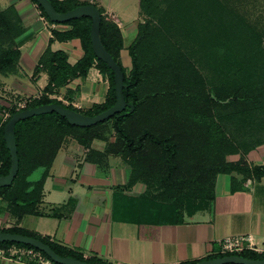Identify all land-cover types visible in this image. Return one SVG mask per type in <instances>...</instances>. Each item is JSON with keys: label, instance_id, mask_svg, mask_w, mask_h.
Returning <instances> with one entry per match:
<instances>
[{"label": "trees", "instance_id": "16d2710c", "mask_svg": "<svg viewBox=\"0 0 264 264\" xmlns=\"http://www.w3.org/2000/svg\"><path fill=\"white\" fill-rule=\"evenodd\" d=\"M32 1L50 20L41 5ZM50 1L59 12L87 3ZM97 7L101 13V41L121 65V29L103 13L102 7ZM139 10L144 18L128 45L131 67L126 71L121 66L127 102L122 111L88 126L72 124L54 110L28 115L15 122L19 167L12 182L0 186V197L16 212H40L42 184L63 140L73 136L89 145L94 137L102 135L99 125H104L106 120L111 121L109 130L114 131L108 144L132 165L130 181L141 179L148 185V220L157 216L182 220L185 203L213 197L218 172L236 171L256 177L264 174V163L250 165L246 160L250 149L264 143V19L248 16L239 0H139ZM61 23L70 24V28L54 30V37H78L84 53L70 63L64 51L46 48L34 73L45 70L48 82L38 97L28 100L25 108L57 102L94 115L115 101L113 70L94 54L90 16L80 15ZM20 30L21 21L14 6L0 8V73L10 72L15 66L20 53L15 36ZM199 60L200 65L206 63L211 67L213 74L208 79L198 66ZM94 61L109 79L103 102L80 110L48 95L71 78L85 76ZM8 111L9 115L0 124V175L8 172L11 161L3 125L17 110L11 104ZM237 153L239 158L231 157ZM37 169L40 173L35 176ZM0 231L31 235L62 256L105 264L16 227H0ZM11 244L33 247L49 257L33 245L0 240V247ZM224 254L227 253L205 258ZM238 254L264 258V252L253 249H244Z\"/></svg>", "mask_w": 264, "mask_h": 264}, {"label": "crops", "instance_id": "0c3cea01", "mask_svg": "<svg viewBox=\"0 0 264 264\" xmlns=\"http://www.w3.org/2000/svg\"><path fill=\"white\" fill-rule=\"evenodd\" d=\"M81 1L96 3L118 24L123 36L119 59L128 71V45L137 34L142 15L139 4L137 13H131L111 0ZM9 4L21 21L15 36L20 53L13 70L0 73V124L15 98L29 100L44 90L47 72H34L46 48L64 51L70 63L84 53L78 37L57 39L53 35L54 30H67L70 24L44 18L32 0H6L5 7ZM108 88V76L94 61L85 76L71 78L48 95L86 110L103 102ZM107 132L94 137L89 145L67 136L47 169L40 212H16L0 197V227L44 236L105 264L188 263L218 253L220 240L229 235L250 234L254 244L264 250V174L218 172L213 197L185 203L182 220L162 216L148 220V185L141 179L130 181L132 165L127 157L112 150L108 140L114 131ZM246 160L250 165L264 163V143L250 149ZM39 173L37 169L34 175ZM0 264L34 263L0 256Z\"/></svg>", "mask_w": 264, "mask_h": 264}, {"label": "water", "instance_id": "95a60500", "mask_svg": "<svg viewBox=\"0 0 264 264\" xmlns=\"http://www.w3.org/2000/svg\"><path fill=\"white\" fill-rule=\"evenodd\" d=\"M36 1L41 5L48 18L52 21L62 22L80 15H88L91 17L90 39L92 49L95 56L104 60L107 65L113 70L115 101L111 106L94 115L83 114L82 112L75 110L74 108L64 106L57 102L41 103L36 106L23 108L21 110L13 112L3 125V138L5 140V145L9 150L11 161L8 172L6 174L0 175V186L9 185L12 182L19 167L17 147L14 136V124L18 119L28 115L54 110L65 116L66 119L72 124L88 126L98 121L104 120L115 112L122 111L127 105L123 93L125 83L123 81V71L121 65L118 64L112 57V55L107 51L100 38L99 25L101 13L98 7L93 3L88 2L76 5L75 7L70 8L66 11L59 12L55 9L50 0ZM0 240H14L33 245L38 249L44 251L50 257V259L58 263L94 264L92 262L76 258L74 256H62L55 252L47 243L31 235L19 232L0 231ZM227 262L235 264H264V258H250L241 254L232 253L210 258H203L188 264H223Z\"/></svg>", "mask_w": 264, "mask_h": 264}, {"label": "built area", "instance_id": "2783aa9c", "mask_svg": "<svg viewBox=\"0 0 264 264\" xmlns=\"http://www.w3.org/2000/svg\"><path fill=\"white\" fill-rule=\"evenodd\" d=\"M43 17L46 18L44 15ZM40 94L41 93L37 94L36 97ZM27 102V98H21L16 103H13V105L16 110H21L25 108ZM8 115L9 112L7 111L5 117ZM244 249H253L258 252H264L262 248L254 244L251 235L247 234L223 237L220 240V249L218 253L238 254ZM0 256L34 264H54L49 257L43 255L39 250L24 245L11 244L8 247H0Z\"/></svg>", "mask_w": 264, "mask_h": 264}, {"label": "rangeland", "instance_id": "374dc122", "mask_svg": "<svg viewBox=\"0 0 264 264\" xmlns=\"http://www.w3.org/2000/svg\"><path fill=\"white\" fill-rule=\"evenodd\" d=\"M111 1H112V4H116V3L121 4L122 7H124L125 11H127V12L137 13L138 8H139V7L137 8V5L139 4V0H111ZM232 1H234V0H232ZM239 1L244 6L245 13H247L248 16H251V18H253V19L259 18V16H260L264 19V0H242V1L239 0ZM5 6H6V0H0V8H4ZM122 17L125 18V17H127V15L124 16V14H123ZM143 18H144V14L142 13L139 21L143 20ZM132 38H133V36L129 37V40ZM201 62L202 61L199 60L198 66L201 68L203 75L208 79L210 77V75L213 74V72L211 71V67L209 65H207L206 63H204V64L202 63V65H200ZM18 100H20V98H18V99L15 98L13 103H16ZM99 126H101L99 128H102V129H100V130L96 129V130L100 131V134L106 135V134H108L107 131L110 129L111 121L106 120L104 125L101 124ZM239 155L240 154L237 153V154L231 155V157L232 158H239Z\"/></svg>", "mask_w": 264, "mask_h": 264}]
</instances>
